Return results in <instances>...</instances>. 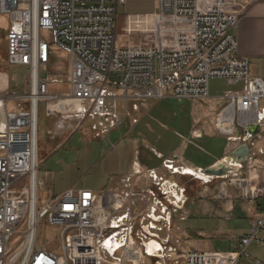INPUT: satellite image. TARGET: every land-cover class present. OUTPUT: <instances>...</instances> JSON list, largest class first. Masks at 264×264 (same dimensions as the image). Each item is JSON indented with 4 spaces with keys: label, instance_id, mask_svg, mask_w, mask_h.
I'll return each instance as SVG.
<instances>
[{
    "label": "built area",
    "instance_id": "2783aa9c",
    "mask_svg": "<svg viewBox=\"0 0 264 264\" xmlns=\"http://www.w3.org/2000/svg\"><path fill=\"white\" fill-rule=\"evenodd\" d=\"M154 1L153 32L144 33L138 46L125 48L116 44L115 36L117 8L124 0H0V16L8 17L7 61L29 74L24 95L0 97V264H122L131 258L133 264H238L248 258L250 245L264 244V182L251 188L244 178H234L236 174V198L260 200L263 211L251 220L249 233L235 241L234 252L226 255L180 252L178 242L172 243V216L187 198L184 189L165 184L153 170L147 172L151 187L144 193L129 190L126 202L114 194L69 190L37 207L41 103L49 117L98 116L118 123L117 115L106 108L112 90L134 101L200 102L209 99V81L219 79L241 89L219 98L224 106L214 121L217 131L243 144L251 138V128H264V82L253 77L248 60L238 56L234 32L239 21L230 12V0ZM55 51L68 58L64 83L56 73H51L54 80L46 77ZM110 75L116 78L108 83ZM57 84H66L67 91L51 92ZM227 115L232 121L223 131L219 118ZM234 166L229 163L228 174ZM227 184L230 181L219 183V199L227 198ZM125 186L129 189L130 183ZM139 204L144 208L135 214ZM42 223L60 231L57 253L39 247ZM107 240L109 247L104 245ZM150 240L159 246L155 256L146 254Z\"/></svg>",
    "mask_w": 264,
    "mask_h": 264
},
{
    "label": "crops",
    "instance_id": "0c3cea01",
    "mask_svg": "<svg viewBox=\"0 0 264 264\" xmlns=\"http://www.w3.org/2000/svg\"><path fill=\"white\" fill-rule=\"evenodd\" d=\"M229 9L239 21L234 32L238 42V56L247 59L251 75L264 82V0H230ZM156 23L154 0H124V4L117 8L116 44L125 48L138 46L142 35L153 32ZM55 65L54 59L50 63L49 73H56L53 70ZM3 79L2 86H5L4 76ZM238 85L240 84L232 86ZM165 99L173 98L134 101L125 98L121 91L112 90L106 108L109 113L117 115L118 123H114L108 117L98 116H87L83 120L49 117L44 104L47 135L56 143L53 144V150L62 146L71 135L80 130L78 129L80 127L81 129L85 127V135L95 141L110 139L114 131L121 132L115 143L109 145L108 150L106 148L98 154L88 153L90 161L89 166L85 168L87 171L81 169V173L77 174L80 171L79 161L83 165L86 151L78 154L72 164H63L61 170L56 172L63 180L55 197L69 190L73 192L88 190L98 195L114 194L125 198L126 202L129 190L144 193L151 187L147 179L149 170H153L163 181L178 182L180 177L166 169L168 164L202 172L217 166H229L227 165L229 155L242 143L228 141L214 126L215 116L224 103L218 99L212 106L211 110L215 112L211 115L209 126H196L192 122L187 126V112L182 116L177 112L170 115L169 110L162 106ZM209 101L210 97L205 101L189 103H193L192 105L198 103L200 106L201 103L208 104ZM195 108L196 106H193L194 110ZM194 110L190 115L194 116ZM39 114L40 106L38 127ZM263 132L264 128L258 130L254 128L250 130V136L253 138L256 136L254 133ZM257 138L259 140L256 141V145L254 143L251 146L250 140L243 143L249 147L248 157L251 159L243 165L238 164L240 167L236 171L232 169V173L228 174L230 176L225 177L229 179L234 173L241 174L240 171L248 168V178H244L248 186L260 187L263 184L264 137L261 139L258 135ZM255 146L259 149L257 154L253 153ZM38 167L39 154L37 177ZM253 173L254 178L251 176ZM44 175L47 180L56 179L54 173ZM64 179H68V182H64ZM258 179L259 181L251 183ZM222 180L216 177H210L206 181L196 180L201 185L199 191L194 197L190 195L183 209L172 216L169 236L172 243L178 242L177 248L180 252L231 254L235 250V241L249 233L251 220L263 211L260 200L250 202L237 199L240 189L232 180L226 187L227 198L219 199L216 184ZM125 182L130 183L129 189L126 188ZM143 208L144 205L139 204L134 213L141 212ZM192 219H195V225L190 222ZM248 253V258H241L238 264H264V244L253 246Z\"/></svg>",
    "mask_w": 264,
    "mask_h": 264
},
{
    "label": "rangeland",
    "instance_id": "374dc122",
    "mask_svg": "<svg viewBox=\"0 0 264 264\" xmlns=\"http://www.w3.org/2000/svg\"><path fill=\"white\" fill-rule=\"evenodd\" d=\"M7 26H8V17L0 16V97H6L8 99H11L14 97L22 96L26 93L29 83V74L28 71H26L21 67L10 66L7 61L6 45H5V33L7 30ZM55 55H56L55 56L56 65L54 66L53 70L56 71L57 74L56 78H58V81L61 80L62 83H64L67 81L68 58L66 55L64 54L62 55L58 51H55ZM51 73L53 74V72ZM51 73L47 74L46 77H49L52 80L53 78L51 76ZM3 76L6 80L5 86H2V84H4ZM115 78L116 76L110 75L108 79L109 80L108 83H110ZM208 88H209V97L211 99V101H209L208 104L201 103V105L198 106V103L192 105L193 103H189V102L186 103L176 99H165L164 101H162V106H164L167 110H169L170 115H172L171 113L173 112H177V114L182 116L183 113L187 112V126L189 125L190 122H192L196 126H203V125L209 126L211 115L215 112V110H211L212 106H214L215 103L218 101V99L223 97L226 93L238 91L240 90L241 86L240 85L232 86L228 84V82H226L225 80L213 79L209 81ZM50 90L53 93L65 92L67 91V86L66 84H64L63 86L55 85L52 86ZM193 106H196L195 110L193 109ZM12 108L13 105L9 104L8 109L12 110ZM193 110L195 112L194 116L190 115V113ZM78 129L80 130H78L76 133L71 135L70 138L63 143L62 146L54 148L53 150V144L56 143L51 141L47 135L48 128H47L45 105L43 103L40 104L39 127H38L39 167H38V177H37L39 184L37 190L38 209H41V207L47 202V200L51 199L52 197H55V195L58 193V190L61 187L63 179L57 176L56 172L61 170L63 164L64 165L72 164L74 161H76L78 154L81 153L83 154V151H86L87 154L85 155V161L83 165L81 164V161H79L80 171L77 174L81 173V169L82 171L83 170L87 171L85 168L89 166V161H90L89 155L91 153L98 154V152L104 151L106 148L108 150L109 145L111 143H115V140L121 134L120 130H117L110 135V139L106 138L105 140L95 141L90 139L89 136L85 135L86 132L85 127L82 129L80 127ZM253 135L256 136H253V138H249L248 140L252 142L250 144L255 143L256 145V141L259 140L257 136L259 135V138L262 139L264 137V132L260 134L254 133ZM258 150L259 149L258 148L256 149L255 146V148H253V153L257 154ZM116 151L118 152V150ZM229 163L232 164L230 162V159L227 160V165H229ZM232 165H235L234 167L236 171L238 164H232ZM248 171H249L248 168H244L242 171H240L241 174L234 173L236 174L234 178L237 177H240L241 179L248 178V174H247ZM262 171H263L262 177L264 178V170L262 169ZM45 173H48L49 175H52L54 173L56 175L55 176L56 179L47 180L44 175ZM251 176L254 178L255 173H253ZM176 177H180L179 181L178 182L174 181L172 183L176 184L179 189H184L185 191L184 194L187 199L190 197V195L194 197L195 193L199 191L201 185L198 184V182H196V179H194L193 176L176 175ZM220 178H222L226 183H228V181H231L233 179V175L229 179L225 176ZM256 181H259V179L252 181L251 183H255ZM64 182H68V179H64ZM216 185L218 190L219 184ZM190 189H193V191H191ZM171 192L175 193L174 190H172ZM177 193L175 194L177 195ZM194 220L195 219H192L190 221L193 225H195ZM190 222H188L187 225H189ZM198 224L199 221L197 220L196 225ZM59 234L60 231L58 229L47 227L44 223H42L38 228L37 240L39 247L57 253L60 249ZM255 245L257 244L254 243L251 246H249L247 250L248 256H249L248 252H250L251 248ZM115 255H116L115 257L119 258V253ZM167 264H170V262H168Z\"/></svg>",
    "mask_w": 264,
    "mask_h": 264
},
{
    "label": "bare ground",
    "instance_id": "6f19581e",
    "mask_svg": "<svg viewBox=\"0 0 264 264\" xmlns=\"http://www.w3.org/2000/svg\"><path fill=\"white\" fill-rule=\"evenodd\" d=\"M58 85V84H57ZM231 121H232V117L230 115H227V116H222L219 118V123H218V127L225 131L227 130L228 126L231 125ZM224 124V125H223ZM231 129H229V132H230ZM230 162L232 164H238V163H235L234 162V159L233 158H230ZM166 166V165H165ZM225 166V165H223ZM228 167V166H226ZM167 168H169V171H171L172 174H176V175H187V176H194V178L197 180H208L210 177H207L206 175L202 174V173H196L193 169L191 168H182L181 170L178 168V167H175L171 164H168L167 165ZM229 168V167H228ZM137 170V169H136ZM135 170V171H136ZM139 171V170H138ZM137 172V171H136ZM138 174V173H137ZM223 177V176H222ZM172 183V182H171ZM170 182L168 181H165V184H171ZM172 186L176 185L174 183L171 184ZM173 195L174 198L178 199V195H176L174 192H171ZM115 205H118L117 202H115ZM146 254L149 255V256H155L157 253V250H159V246L158 244L153 241V240H150L149 242H146ZM106 247H109L110 246V241L107 240L105 241V244H104ZM117 246V244L115 245ZM135 259L131 258V259H125V263H122V264H133L132 261H134ZM140 261H142L143 263H145L146 261L143 260L142 258H140Z\"/></svg>",
    "mask_w": 264,
    "mask_h": 264
},
{
    "label": "water",
    "instance_id": "95a60500",
    "mask_svg": "<svg viewBox=\"0 0 264 264\" xmlns=\"http://www.w3.org/2000/svg\"><path fill=\"white\" fill-rule=\"evenodd\" d=\"M249 153H250L249 147L246 144H242L229 155V159L233 158L235 163L243 165L246 163ZM229 171L230 169L226 166H220V167L217 166L204 170L203 174L208 177L220 178L222 176L228 175Z\"/></svg>",
    "mask_w": 264,
    "mask_h": 264
},
{
    "label": "trees",
    "instance_id": "16d2710c",
    "mask_svg": "<svg viewBox=\"0 0 264 264\" xmlns=\"http://www.w3.org/2000/svg\"><path fill=\"white\" fill-rule=\"evenodd\" d=\"M261 210H263V208H261Z\"/></svg>",
    "mask_w": 264,
    "mask_h": 264
}]
</instances>
